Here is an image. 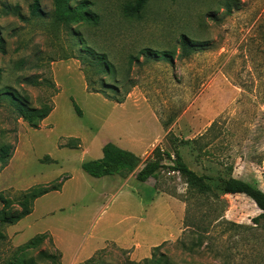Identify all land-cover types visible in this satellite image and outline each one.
I'll use <instances>...</instances> for the list:
<instances>
[{"label": "rangeland", "instance_id": "1", "mask_svg": "<svg viewBox=\"0 0 264 264\" xmlns=\"http://www.w3.org/2000/svg\"><path fill=\"white\" fill-rule=\"evenodd\" d=\"M34 1L0 0V34L7 50L0 51V87H15L35 107L51 101L54 110L49 122L35 129L16 119L10 107H0V146L8 148V158L12 155L0 172V194L20 209L21 191L59 177L64 181L61 190L37 199L31 215L14 227H0L8 236L0 245V264H9L18 246L47 231L66 252L91 248L81 251L88 255L141 218L147 221L142 229L145 242H154V220L170 227L177 214L175 203H162L159 209L152 204L154 190L141 182L95 178L82 170V156L101 158L108 142L139 154L155 142L168 154L174 155L177 147L191 169L211 177L212 188L201 195L187 193L180 173L166 170L159 181L150 180L183 204L181 222L186 216L184 232L164 242L157 255L177 264H264V217L255 220L262 211L246 195H223L216 188L220 176L233 175L264 190V101L257 97L260 81L250 56L241 50L264 13V0H232L231 15L226 0H149L141 19L123 13V6L134 0H87L98 23L69 25L55 21L53 0H39L45 15L31 16ZM81 1L73 0V5ZM7 5H18L26 19L7 12ZM183 34L204 43L187 57L179 43ZM148 49L158 51L159 58L147 59ZM90 51L105 56L115 74L97 73ZM165 52L174 54L172 62L161 57ZM83 70L90 88L81 77ZM25 77L42 83L34 86L24 82ZM117 83L118 90L110 88ZM93 90L125 100L116 103ZM214 121L215 129L200 142H211L209 156H199L191 142L181 144L204 133ZM70 138H79L80 146L67 147ZM42 248L57 250L48 239ZM102 249L96 252L101 264L131 259L128 250L114 243ZM37 252L30 250L23 257Z\"/></svg>", "mask_w": 264, "mask_h": 264}, {"label": "trees", "instance_id": "2", "mask_svg": "<svg viewBox=\"0 0 264 264\" xmlns=\"http://www.w3.org/2000/svg\"><path fill=\"white\" fill-rule=\"evenodd\" d=\"M54 1V19L60 24H74L81 21H86L89 23L97 24L99 19L98 15L91 12L88 9V1L83 0L76 5H73V0H53ZM149 0H134L132 2L126 3L122 10L126 17L141 19L143 17V12ZM232 0H226L225 8L227 14L231 15L234 9ZM6 10L9 13L15 14L20 20H25L26 17L20 10L18 5L11 6L7 5ZM31 16L33 17H43L45 12L41 8L39 0H35L34 3L30 6ZM180 46L182 50V56H189L195 48L204 44L203 42L195 41L190 38L188 35L183 34L180 37ZM241 50L245 52L246 55L250 56V61L254 73L257 75L260 81V88L257 93V97L262 102L264 101V13L260 17L256 28L253 33L246 37L241 47ZM0 51L5 54L6 43L2 35L0 34ZM148 51V52H147ZM146 52L147 59L152 57L159 58V52H153L151 49H148ZM93 57V62L96 66V72L99 74L114 75V66L108 63L105 56H99L94 51L89 52ZM155 53V56H154ZM174 54L170 52H165L162 54L168 62H172ZM73 59H80L75 57H70ZM81 62V61H80ZM82 64V63H81ZM84 75L87 83V88H90L92 85L89 75L86 74L85 70ZM2 78V72L0 70V80ZM24 82L30 83L34 86L41 85L42 81L38 79L25 77ZM50 87L56 92V86L53 81H50ZM113 90H118L117 85H109ZM243 89L246 91H253V88L248 86H243ZM91 92L100 93L108 100L114 101L116 103H123L124 97H110L102 90H93ZM58 93V91H57ZM56 93V94H57ZM73 105L76 112L82 116L83 111L79 105L72 98ZM0 107L11 108L16 119H22L27 122L31 128L38 129L41 123L49 117V115L54 110L53 102H45L39 107L31 105L30 98L28 95H24L18 89L11 85H3L0 87ZM164 129H166L165 124L163 123ZM216 121H214L208 129L199 135L198 137L192 139L191 141L181 140V144H188L189 142L193 143V146L198 149L199 156H209V151L207 147L211 142H205L204 144L200 143L201 140L206 139L210 130L215 129ZM79 138H70V142L67 143V147L78 148ZM7 147L4 145L0 146V172L9 164L12 155L7 157ZM173 154H168L163 147L157 145L150 156L142 163L140 156L135 154L130 150L123 149L118 145L108 142L103 146V157L100 159L89 160L82 163L83 171L95 178H101L103 176H112L117 175L123 178H127L131 173L138 169L142 164L141 168L136 171V179L140 182H147L150 179H155L156 182L160 180L163 172L168 171H178L185 183L187 184V193H196L201 195L202 193L208 192L212 185L210 183L211 177L209 175H200L193 169H191L187 163L184 161L180 149L177 147L174 149V158ZM47 161H52L50 157L46 158ZM170 162V163H168ZM172 163V165H171ZM228 170L233 172L234 168L232 165L227 167ZM62 177L57 178L56 180L47 183V184H37L26 190L21 191L20 197L17 201L20 209L15 208V204L9 199L5 198L0 194V201L2 208L0 209V227H9L17 224L21 219L28 216L32 213L35 201L48 194L52 191H59L63 185ZM216 188L223 195L228 194H243L249 197L256 206L262 211V213L255 218L258 221L259 218L264 217V190L259 187L255 182H250L241 178H236L233 175L228 177L220 176L218 179V184ZM186 202V200H183ZM186 220V217H185ZM185 223V222H184ZM187 226V225H186ZM8 236L0 230V245L7 240ZM50 240L52 243V237L48 232L37 234L31 238L25 244L16 248L14 252L13 260L9 264H63L62 263V254L59 250H56L55 253H52L46 248H42V245L46 240ZM164 244V243H163ZM159 245L153 249L152 256L145 258L141 261H134L130 258L127 259L126 264H177L172 261L168 256L163 254L157 255V252L161 246ZM38 249L36 256H29L28 258L23 257L25 252L30 250ZM104 250V249H102ZM123 250V249H121ZM128 252L127 250H123ZM98 251L97 253H99ZM98 255V254H97ZM96 254L79 264H101L96 259ZM105 264V263H103Z\"/></svg>", "mask_w": 264, "mask_h": 264}, {"label": "crops", "instance_id": "3", "mask_svg": "<svg viewBox=\"0 0 264 264\" xmlns=\"http://www.w3.org/2000/svg\"><path fill=\"white\" fill-rule=\"evenodd\" d=\"M81 77L85 80V86H87L85 75L83 76L81 74ZM47 118L42 122L43 124L49 122V119H47ZM130 143H133V142H130ZM156 143L157 142H155V144H152L150 147L149 146H147V147L145 146L146 148L143 149L142 154H139L138 151H136V152L134 151L135 154H137L138 156L141 157L142 163H144V161H146V159L150 156V154L152 153L154 147L156 146ZM129 145H131V147L133 149L137 148V145H134V143L133 144H129ZM84 157L85 156H82V158L80 160V161H82L81 163H83L85 161H89V160H84ZM141 166H142V164L138 167L137 170H135L133 173H131L127 178H123V177H120V176H117V175H112V176L118 177V180H122L123 182H125L127 184L128 183L130 185L134 184L135 183L134 180L138 181L136 179V175H135L136 171H138L141 168ZM81 167H82V164H81ZM103 177H105V176H103ZM150 180H154L156 182L155 179H150ZM150 180H148L147 182H141V183L144 184L145 188L148 187L151 190H154L153 191L154 194H153V198H152L154 201H153L152 204H156V206H158L159 209L162 207V205H161L162 203H168V202L170 203L171 202V203H175L177 205V214L174 217V219H171L170 227L161 225L160 223H158L159 222L158 219L154 220V222H152V224L150 225L152 227V229H153V237H155L154 238V242H145V240L143 239V235L144 234L142 232V229H143V226H145L147 224V221L145 219L141 218L139 220V224L132 226L130 229H128L125 232H123L120 236H118L116 238H106L103 241L105 246H103L102 248H105L108 243H114L119 248H121L123 250H128L132 260L141 261V260H143L145 258L151 257L152 253H153V249L155 247H157V246H159V245H161L164 242H167L169 240L178 239L181 236V234L184 232L185 228H183L182 226L184 225V227H185V223L184 222H185V217L186 216L184 217L183 222H181V219H183L182 218L183 216H181V214L183 215V213H182L183 211H180V207L183 208V204L182 205H180V204L178 205L177 202H179V201L176 198L167 195L166 193L161 191L156 185H151L149 183ZM138 182H140V181H138ZM136 191L138 193H140V191H138V190H136ZM36 201H35L34 205L36 204ZM33 212H34V207H33L32 213ZM31 214H29V215H31ZM9 227H11V226H9ZM12 227H14V225ZM43 233H45V232H43ZM39 234H41V233H39ZM50 235H51L52 240H53V242L55 244V249L59 250L61 252V254H62V263L63 264H79V263H82V262L92 258L96 254L97 251L102 249V248L96 247L93 251L88 253V255L86 253H81V251L83 249H81L79 251V253H77V249L74 250V251H70V253H68L64 249H61V246L59 245L56 237L53 234H50ZM159 235H163V236L158 238ZM21 245H23V244H21ZM90 249L86 248V249L83 250V252L84 251L88 252V251H90Z\"/></svg>", "mask_w": 264, "mask_h": 264}, {"label": "built area", "instance_id": "4", "mask_svg": "<svg viewBox=\"0 0 264 264\" xmlns=\"http://www.w3.org/2000/svg\"><path fill=\"white\" fill-rule=\"evenodd\" d=\"M172 158H174V155L172 156ZM171 165H172V163H171ZM169 173H173V174L178 173L179 174V172L178 171H175V170L169 171Z\"/></svg>", "mask_w": 264, "mask_h": 264}]
</instances>
